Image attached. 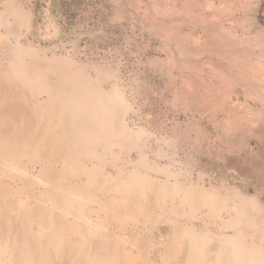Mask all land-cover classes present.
I'll return each instance as SVG.
<instances>
[{"label":"rangeland","instance_id":"rangeland-1","mask_svg":"<svg viewBox=\"0 0 264 264\" xmlns=\"http://www.w3.org/2000/svg\"><path fill=\"white\" fill-rule=\"evenodd\" d=\"M65 3L0 0V264L264 248V0Z\"/></svg>","mask_w":264,"mask_h":264},{"label":"crops","instance_id":"crops-1","mask_svg":"<svg viewBox=\"0 0 264 264\" xmlns=\"http://www.w3.org/2000/svg\"><path fill=\"white\" fill-rule=\"evenodd\" d=\"M81 181H83V180H81ZM128 182H130V181H128ZM107 192H109V190ZM110 193H111V190H110ZM212 197H213V195H212ZM130 200H131V197H130ZM243 214L244 213H242L241 218L243 217ZM244 215H247V214H244ZM252 219H254L253 216H252ZM91 221H92V219H91ZM229 223H231V221ZM241 223H242L241 225H237V223L234 222L233 225H236V228L235 227H233V228L238 229V230H235V234H236L235 239H233V236H230L228 238L227 237L224 238L221 250L229 253L228 255H229V258L232 260V264H260V253L261 252L264 253V248L261 249V248L257 247L254 250H250L246 247V245L244 244L245 235L241 230H239V229L244 228V219L242 220ZM199 240L203 241V240H205V237H203L202 235H199ZM234 252L236 255L235 256L236 260L234 261L235 263L233 262V257H232V255H233L232 253H234ZM238 258H239V260H238Z\"/></svg>","mask_w":264,"mask_h":264},{"label":"trees","instance_id":"trees-1","mask_svg":"<svg viewBox=\"0 0 264 264\" xmlns=\"http://www.w3.org/2000/svg\"><path fill=\"white\" fill-rule=\"evenodd\" d=\"M66 1V3L64 4L65 6H71L72 2L76 1V0H64Z\"/></svg>","mask_w":264,"mask_h":264},{"label":"bare ground","instance_id":"bare-ground-1","mask_svg":"<svg viewBox=\"0 0 264 264\" xmlns=\"http://www.w3.org/2000/svg\"><path fill=\"white\" fill-rule=\"evenodd\" d=\"M71 70H72V69H71ZM74 71H75V70H74ZM74 71H73V72H74ZM76 72H77V71H76ZM77 73H78V72H77ZM70 74H71V73H70ZM81 74H82V73H81Z\"/></svg>","mask_w":264,"mask_h":264}]
</instances>
